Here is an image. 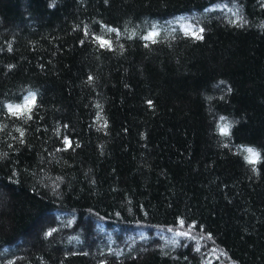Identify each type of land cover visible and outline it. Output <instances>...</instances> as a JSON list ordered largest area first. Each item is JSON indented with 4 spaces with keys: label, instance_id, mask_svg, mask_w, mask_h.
Wrapping results in <instances>:
<instances>
[{
    "label": "trees",
    "instance_id": "obj_1",
    "mask_svg": "<svg viewBox=\"0 0 264 264\" xmlns=\"http://www.w3.org/2000/svg\"><path fill=\"white\" fill-rule=\"evenodd\" d=\"M0 264H264V0H0Z\"/></svg>",
    "mask_w": 264,
    "mask_h": 264
},
{
    "label": "snow or ice",
    "instance_id": "obj_2",
    "mask_svg": "<svg viewBox=\"0 0 264 264\" xmlns=\"http://www.w3.org/2000/svg\"><path fill=\"white\" fill-rule=\"evenodd\" d=\"M105 2L107 3V0H105ZM54 6L55 5H50V7H54ZM233 15L237 16V21H230V23H232V22L239 23L241 18H239L238 12H234ZM104 27L106 28L107 32H109V33H116L117 36L120 34V30L118 28L108 27L107 25H105ZM204 32H205L204 27H198L197 28L195 26L189 25L188 27L185 28V35H189L192 39H194L196 41H203L205 39V37L203 35ZM85 35H88V30L86 27H85ZM132 35H135V33L133 32ZM158 35H159L158 27L156 25H153L152 31H150L146 35L142 36L141 39H143L145 41H151L152 43H156L157 41H156L155 37H157ZM93 39L99 43L101 48H105L109 51L113 50L112 43L110 40H107L102 36H94ZM80 43L83 44L84 41H81ZM121 47H123V46L121 45ZM8 51H12L11 46H9ZM10 67H12V66H10ZM92 79L93 78L90 76L89 80L91 81ZM220 84H225V81H223V80L220 81ZM227 91L229 93L232 92L231 86L227 87ZM221 99H223V97H221ZM35 103H36V93L30 92L29 95L24 98L23 104H17V105L8 104L6 107L8 108V111L12 116H15L17 118H23L25 120H30V119H32V110H33V107L35 106ZM146 104L150 108L154 107V102L152 100H147ZM97 107L99 108L100 105H97ZM220 121L222 123L219 126V133L225 137H230L232 134L231 130L234 127V123L233 122H225L226 118L223 116L220 117ZM236 123H238V122H236ZM65 127H67V125H65ZM104 127H107V122H105ZM17 131L20 132L21 137L24 136V132L21 129H17ZM62 143L64 145V148H63L64 151H68V150L72 149V147H73V140L71 137L65 136L63 138ZM227 146H228L227 144L223 145V147H227ZM75 147H80V144L78 141L75 142ZM245 151L248 153V155L245 156V160L247 163L255 165L256 163L260 162L261 153L259 151H257L255 148L247 147L245 149ZM4 155H7V154H4ZM253 170L256 171L255 168ZM178 223L180 224L181 227H183L185 224V221L183 218H179ZM55 231H57V230L56 229H50V230L45 232V236L51 237ZM169 231H171V229H169ZM177 235L188 236L189 233L178 232ZM193 239H195V238L193 237ZM196 250L199 251V248L197 247Z\"/></svg>",
    "mask_w": 264,
    "mask_h": 264
}]
</instances>
